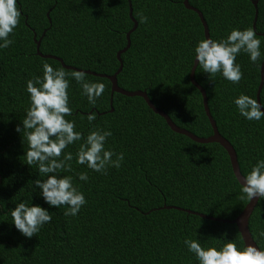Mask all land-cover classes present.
<instances>
[{
	"label": "trees",
	"instance_id": "obj_1",
	"mask_svg": "<svg viewBox=\"0 0 264 264\" xmlns=\"http://www.w3.org/2000/svg\"><path fill=\"white\" fill-rule=\"evenodd\" d=\"M187 2L201 12L209 37L219 40L233 28H251L264 56V0H257L255 29L252 0ZM130 4L137 25L120 55L117 85L145 91L178 127L199 137L211 135L201 94L189 80L194 46L204 39L197 13L183 0ZM17 8L21 15L10 34L13 42L0 50V264H197L183 244L185 238L198 239L202 246L232 240L243 247L234 223L198 215L233 219L248 202L219 143L195 142L172 131L142 97L110 94L106 77L88 73L90 80L105 86L92 109L70 76L78 69L106 75L117 70L116 54L133 26L128 0H17ZM33 33L40 39L41 54L57 56L76 69L37 55ZM45 62L69 73L72 115L65 119L82 135L93 126L109 129L112 135L105 146L124 153L119 168L101 174L76 164L80 142L67 146L64 151L73 153L72 171L62 174L72 176L86 201L75 217H65L63 206L49 207L39 195L35 185L43 177L35 164L25 163L24 130L16 131L29 103L25 83L42 75ZM235 62L242 73L236 84L219 73L209 76L198 64L194 79L205 91L219 134L234 148L240 172L246 175L264 158V119L246 120L232 100L241 93L256 99L261 64L251 63L243 52ZM259 101L264 103V80ZM89 110L98 113L92 124L86 119ZM80 172L87 173V182L77 179ZM20 200L46 208L51 216L32 237L11 223L9 210ZM248 230L257 247L264 248V237L259 236L264 231V199L253 208Z\"/></svg>",
	"mask_w": 264,
	"mask_h": 264
},
{
	"label": "clouds",
	"instance_id": "obj_2",
	"mask_svg": "<svg viewBox=\"0 0 264 264\" xmlns=\"http://www.w3.org/2000/svg\"><path fill=\"white\" fill-rule=\"evenodd\" d=\"M20 15L17 0H0V50L13 42L10 34L14 32ZM141 19L146 20V17ZM260 45L261 41L251 28H233L219 40L207 37L198 41L193 49V60L209 76L219 73L225 80L236 84L242 76L240 64L235 62L237 55L246 53L251 63L261 64L264 56ZM68 75L63 68H54L45 62L42 64V75L26 81L29 103L21 120L22 128L17 126L16 131L24 130L28 146L24 152L25 163L29 166L35 164L43 177L35 185L39 195L49 207L63 206L65 217H75L86 201L84 193L73 184L72 176L62 174L72 171L73 153L64 151L67 146L80 142L75 152L76 164L85 165L101 174H106L109 167L119 168L124 153L105 146L107 138L112 135L109 129L93 126L87 134L82 135L75 130L72 120L65 119L72 115ZM70 76L79 85L81 95L88 104L95 108L104 92V84L90 80L85 69L73 70ZM232 103L246 120L259 121L264 117V103H258L249 95L241 93L233 98ZM97 115L93 110L87 112L89 124L97 119ZM77 179L87 182L88 175L80 172ZM237 179L244 198L249 201L254 197L264 199V158L257 159L250 166L247 174L242 176L243 182ZM14 205L9 210L11 223L25 237H32L51 220L49 211L40 205L24 200ZM259 236L264 237V231ZM183 244L188 252L194 254L197 264H264V248L256 244L238 247L232 240H226L220 246H202L198 239L189 238H185Z\"/></svg>",
	"mask_w": 264,
	"mask_h": 264
},
{
	"label": "water",
	"instance_id": "obj_3",
	"mask_svg": "<svg viewBox=\"0 0 264 264\" xmlns=\"http://www.w3.org/2000/svg\"><path fill=\"white\" fill-rule=\"evenodd\" d=\"M253 6H254V17H253V21H252V27L253 29H255V21L257 18V0H252ZM183 4L186 8L191 9L193 11H195L201 21L202 27H203V33H204V38L209 37V33H208V28H207V24L201 14V12L192 7L191 5H189V3L187 2V0H183ZM128 16L131 19V21L133 22V26L132 28L126 33L125 37H126V45L125 47H123L122 49H120L117 54L116 57L119 61V66L117 68V70L111 74V75H106V74H98L89 70H85L87 73L93 74V75H97L100 77H106L110 83H111V88H110V94H112L113 92H118L121 93L123 95L126 96H140L143 98V100L145 101V103L147 104V106L156 114L160 115L166 122V124L168 125V127L176 132V133H180L183 134L185 136H187L188 138H190L191 140L195 141V142H199V143H208V142H217L219 143L227 152V155L229 157V161H230V165L232 168V172L237 180V182L240 184L239 180L237 179V177L240 179L241 182H243L242 179V174L240 172L239 169V165L237 162V157H236V153L234 148L232 147V145L229 143V141H227L224 137H222L216 127L215 121L213 120L210 112H209V108L207 105V97L205 94L204 89L196 82V80L194 79V70L196 67V62L195 60H193V65L191 67V70L189 72V80L190 82L199 90L201 97H202V105H203V109L205 111V115L210 123V126L212 128V134L207 136V137H199L193 133H191L190 131L180 128L178 127L175 123L172 122V120L168 117V115L163 112L161 109H159L158 107L154 106L153 103L151 102V100L148 98L147 94L145 91L142 90H135V91H128V90H124L122 88H120L117 85V79H116V75L120 72V70L122 69V60H121V53H123L124 51H126V49L129 47L130 45V41H129V34L136 28L137 25V21L133 18L132 16V8H131V4H130V0H128ZM259 34H263V33H259ZM36 35L35 33H33V39L35 40V44H36V54L41 56V57H46V58H54L56 60H58L60 62V64L67 69H76L72 66L69 65H65L63 63V61L61 60V58L54 56V55H49V54H41V52L39 51V43H40V39H35ZM79 70V69H78ZM263 80H264V61L261 62V66H260V81L256 90V100L259 103V93L261 90V87L263 85ZM110 104H111V97H110ZM110 110H112V107L110 108ZM262 111H264V109L262 108ZM264 119V117H263ZM258 199L257 198H253L251 201L248 200V202L246 203V205L243 207V209L239 212V214L233 218V219H219L216 217H212V216H207L204 214H198L201 217L204 218H208V219H212V220H220L223 222H229V223H234L237 227V230L241 236V239L243 241V245L245 246V244H255V242L253 241L250 232L248 230V219L250 217V214L253 210V208L255 207L256 203H257ZM167 208H169V206H166ZM180 209V208H179ZM194 213V212H193ZM257 246V245H256Z\"/></svg>",
	"mask_w": 264,
	"mask_h": 264
}]
</instances>
